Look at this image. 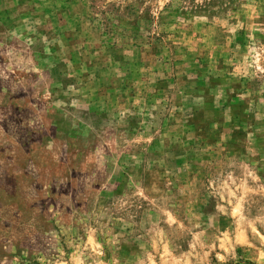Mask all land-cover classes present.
<instances>
[{
    "label": "rangeland",
    "instance_id": "1",
    "mask_svg": "<svg viewBox=\"0 0 264 264\" xmlns=\"http://www.w3.org/2000/svg\"><path fill=\"white\" fill-rule=\"evenodd\" d=\"M0 264H264V0H0Z\"/></svg>",
    "mask_w": 264,
    "mask_h": 264
}]
</instances>
